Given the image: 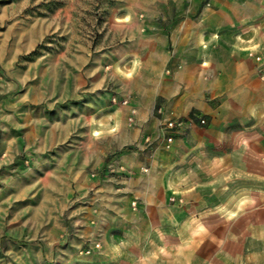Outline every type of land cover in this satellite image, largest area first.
<instances>
[{
	"label": "crops",
	"instance_id": "crops-1",
	"mask_svg": "<svg viewBox=\"0 0 264 264\" xmlns=\"http://www.w3.org/2000/svg\"><path fill=\"white\" fill-rule=\"evenodd\" d=\"M113 2L110 19L118 44L104 59L111 73L107 84L113 80L115 88L98 91L106 83L98 58L89 69V92L77 93L76 102L62 110L56 103L46 108L57 112L50 140L63 141L71 131L84 129L91 139L64 155L46 157V150L38 149L44 154L32 159L27 188L20 190L38 196L34 210L43 218L52 213L48 197L66 191L70 196L60 201L59 210V218L67 214L70 225L60 221L61 230L50 229L47 240L60 237L69 245L65 264H180L181 255L185 264H264V67L259 63L264 0ZM10 39L9 34L0 37L3 60L6 49L13 56L29 44L15 38L9 49ZM81 71L78 75L76 65L77 80ZM125 99L128 105L122 104ZM25 100H20L23 109ZM46 109H28V125L45 131L47 119L36 115ZM8 110L9 104L0 105V167L1 154L12 147L3 131ZM14 112L9 116L13 124ZM201 118L206 125L199 124ZM169 119L195 122L177 130L170 152L163 144ZM99 131L106 132L104 152L93 134ZM112 154L126 173L116 168L115 178L102 181L88 174L101 171ZM228 163L250 184L231 183ZM200 191L218 202H190L185 208L168 202L175 194L189 198ZM185 226L189 235L184 238ZM249 242L261 245L263 253L252 248L246 255ZM85 243H101L103 250L79 259L77 249Z\"/></svg>",
	"mask_w": 264,
	"mask_h": 264
},
{
	"label": "rangeland",
	"instance_id": "rangeland-1",
	"mask_svg": "<svg viewBox=\"0 0 264 264\" xmlns=\"http://www.w3.org/2000/svg\"><path fill=\"white\" fill-rule=\"evenodd\" d=\"M113 1L0 0V37L11 35L8 42L9 49L14 44L15 38L19 39L20 44L29 43L13 56L6 49L5 59L0 57V105L9 104V110L4 114L5 128L3 131L7 134L9 146L12 145L10 150L1 154L3 166L0 167V264L66 263L63 257L68 254L69 245L60 237L49 241L48 236L50 229L54 227L57 229L53 230H61L60 221L66 227L71 223L70 218L68 220L66 218L67 214L62 216V219L59 218L60 201L70 197L67 191L64 195L48 197L46 208L47 211L52 208V213H47L48 218H43L39 212L34 210L38 205V196L28 195L20 190L27 188L29 175H32L30 171L34 167L32 163L34 157L44 153L46 157H50L79 151L78 146L82 144L81 142H89L91 139V133L82 129L83 132H69V137L63 141H60V138L50 140L49 127L51 118L53 119L57 114L56 109L62 110L70 107L76 102L77 93L83 95L91 90L93 77L89 69L92 65H96L98 58L103 60L102 75L106 80L105 85L98 91L105 92L115 88L112 84L113 80L111 84H107L111 73L107 67L108 62L104 59L107 50L118 44V38L111 27L110 19L112 10L116 6V2ZM263 61L264 58L261 57L259 63L262 67H264ZM65 65H67V71L64 69ZM76 65L78 75L81 67L83 70L78 80L76 79ZM261 75H264V71ZM65 80L67 85L61 86L60 81ZM77 85L80 87L78 90ZM21 98L27 99L24 101L25 109L21 105ZM19 101L22 111L17 105ZM112 102L117 103L118 101L113 100ZM48 103H56L54 112L46 109ZM82 103L86 104V101ZM13 108H16L14 113H17L15 124H13L12 117H9ZM34 108L41 109V111L46 109L44 115L42 113L38 115L40 110H37L36 115L41 121L47 119L48 128L45 131H39L38 127L33 129L31 125H28L26 112ZM54 119L60 118L55 117ZM100 127L105 126L100 124ZM103 132L93 133L94 137L100 140L98 148L101 152L108 149V142L103 139L106 132ZM178 133H175V139L179 136ZM33 141L35 144H32ZM43 141L46 144L38 147ZM163 144L166 151L172 150L173 145L170 149L166 148L165 137ZM38 149L42 151L45 149L46 152L40 153ZM82 149H87V146ZM132 149L134 148L123 150ZM200 154L203 155V153ZM107 159L109 162L101 171L89 170L88 174L93 178L100 176L102 181L104 178H115L118 175L116 168H119L122 174L126 173L125 168L117 163L118 158H115L113 154ZM227 166L230 178H233L231 183L240 182L244 187L250 184L249 178L246 179L239 170H235L236 165L228 163ZM145 168L143 167L142 170ZM5 169L10 170L7 175L2 172ZM148 171L143 170L145 173ZM260 183L264 185V180H260ZM186 195L175 194L168 197V202L185 208L190 202L217 203L219 199L217 196L204 194L203 191H200V195L196 197L188 198ZM185 220H188L187 216ZM44 223H47V226H44ZM188 235V226L181 228L180 236L185 238ZM97 244L100 247L96 250L101 252L103 250L101 243H85L79 247V250L77 249L79 259L89 260L95 257L93 249ZM203 246H206L204 242ZM248 248L249 253L246 255H251L252 248L260 254L263 253L261 245L252 246L249 242ZM90 250L92 252L88 254ZM180 264H185L182 255Z\"/></svg>",
	"mask_w": 264,
	"mask_h": 264
},
{
	"label": "built area",
	"instance_id": "built-area-1",
	"mask_svg": "<svg viewBox=\"0 0 264 264\" xmlns=\"http://www.w3.org/2000/svg\"><path fill=\"white\" fill-rule=\"evenodd\" d=\"M263 65H264V61H263ZM116 101V99H115ZM123 105H128L129 101L128 99H125L122 102ZM190 124H195L194 120H189V121H183V120H175V119H169L167 120L165 126H164V134H165V138H166V148L170 149L175 141V133H177V130L179 131H185L186 128L188 127V125ZM199 124L201 125H205L206 124V120L201 118L199 120ZM145 172L148 171L147 168L143 169ZM100 245L97 244L95 246V249L99 248ZM92 252V250L88 251V254H90Z\"/></svg>",
	"mask_w": 264,
	"mask_h": 264
}]
</instances>
